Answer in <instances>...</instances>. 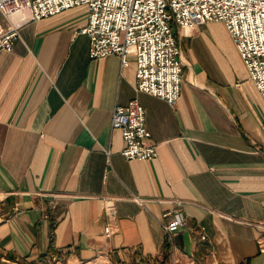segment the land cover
<instances>
[{
  "label": "crops",
  "instance_id": "obj_1",
  "mask_svg": "<svg viewBox=\"0 0 264 264\" xmlns=\"http://www.w3.org/2000/svg\"><path fill=\"white\" fill-rule=\"evenodd\" d=\"M85 23L72 7L0 50V264H264V103L222 23L180 36L171 104L135 89L131 54L89 57ZM131 97L154 158L119 153L110 113Z\"/></svg>",
  "mask_w": 264,
  "mask_h": 264
},
{
  "label": "built area",
  "instance_id": "obj_2",
  "mask_svg": "<svg viewBox=\"0 0 264 264\" xmlns=\"http://www.w3.org/2000/svg\"><path fill=\"white\" fill-rule=\"evenodd\" d=\"M76 6L86 14L80 31L88 37V56L116 54L124 66L126 55L131 54L135 89L169 104L176 100L182 78L180 36L197 24L220 21L264 103V0H0V50L11 49L22 24ZM110 127L120 131L123 146L119 153L124 158L156 156L144 123V108L135 97L113 105ZM114 212V198L103 197L104 237L112 233L109 220ZM183 223L178 218L161 223L166 238L170 240ZM256 225L264 228V223ZM48 259L58 263L55 254ZM176 262L172 259L170 264Z\"/></svg>",
  "mask_w": 264,
  "mask_h": 264
}]
</instances>
